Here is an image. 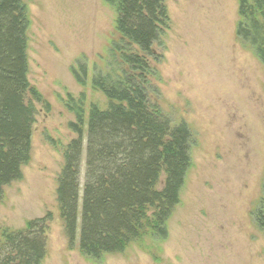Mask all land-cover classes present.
I'll use <instances>...</instances> for the list:
<instances>
[{"label": "rangeland", "instance_id": "374dc122", "mask_svg": "<svg viewBox=\"0 0 264 264\" xmlns=\"http://www.w3.org/2000/svg\"><path fill=\"white\" fill-rule=\"evenodd\" d=\"M23 1L27 78L41 100L29 98L36 110L30 160L3 188L0 233L51 212L41 264H264V231L253 218L264 188V66L235 36L238 0L165 1L169 27L150 58L147 92L172 125L188 127L190 165L165 237L146 235L99 259L68 247L56 187L62 147L75 137L67 94H84L85 115L91 103L106 106L90 80L113 64L115 14L102 0Z\"/></svg>", "mask_w": 264, "mask_h": 264}, {"label": "trees", "instance_id": "16d2710c", "mask_svg": "<svg viewBox=\"0 0 264 264\" xmlns=\"http://www.w3.org/2000/svg\"><path fill=\"white\" fill-rule=\"evenodd\" d=\"M165 1L102 0L114 11L119 35V44L108 50L113 64L90 80L106 106L91 103L85 115L84 94L64 100L74 114L68 127L75 137L62 147L56 202L68 247L77 245L87 257L122 253L146 235L164 238L179 202L190 165V132L186 124L172 125L147 92L150 58H157L155 44L169 27ZM237 15L236 38L264 66V0H238ZM27 25L23 0H0V200L30 160L36 114L31 99L41 100L27 78ZM74 76L84 85L76 71ZM253 218L264 231V188ZM51 220L46 212L21 229L1 231L0 264H41Z\"/></svg>", "mask_w": 264, "mask_h": 264}]
</instances>
